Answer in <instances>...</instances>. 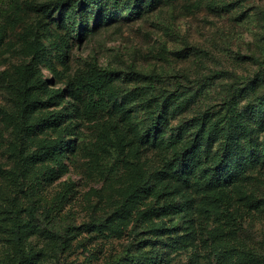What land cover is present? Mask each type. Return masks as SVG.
<instances>
[{
  "label": "rangeland",
  "instance_id": "rangeland-1",
  "mask_svg": "<svg viewBox=\"0 0 264 264\" xmlns=\"http://www.w3.org/2000/svg\"><path fill=\"white\" fill-rule=\"evenodd\" d=\"M0 264H264V0H0Z\"/></svg>",
  "mask_w": 264,
  "mask_h": 264
},
{
  "label": "trees",
  "instance_id": "trees-1",
  "mask_svg": "<svg viewBox=\"0 0 264 264\" xmlns=\"http://www.w3.org/2000/svg\"><path fill=\"white\" fill-rule=\"evenodd\" d=\"M9 1V0H8ZM108 73V71H106L105 73L103 72H97L98 75L94 76L95 79L97 78H102L104 77V75H106ZM94 83L89 85V90L91 91V93L93 92V90H95L94 88ZM98 90V89H97ZM98 91H94V97L98 96L99 93H96ZM92 99V104L94 106L99 105L98 102L95 101V99ZM33 103H31L30 105H32ZM29 105V106H30ZM232 115H230V121L232 122V124L235 122V118L236 116H234V113H231ZM263 118V117H261ZM169 118H167V115H165L162 111H161V115L160 117L156 118L155 121L151 122L147 128H146V133L147 134H154L156 135L158 131L159 132V136L158 137H163V128L164 124H168ZM168 127V126H167ZM229 125H226L223 127L224 130L229 131L230 130ZM178 130V135L177 137H175V133L173 135H171V139L168 140L169 144L174 145L177 142H179L182 139V134L183 131H188L189 130V124L188 125H182L181 127H179ZM215 131L218 133L217 128H213L210 131H208L206 134H204L203 130H200L199 132L196 133V138L194 139V141H188V139H186L184 141V143L186 144V148L183 150L185 152H188L191 154V157L194 158V161L192 164H196L202 161V159L206 158L207 160L212 158L213 156H211V149L212 146L214 144V142L218 141V134L215 133ZM240 135V133H238V136ZM235 137V136H232ZM240 137V136H239ZM236 138V137H235ZM233 138L230 140L229 144H227L225 147H223L224 150V154L222 156H218V163L219 165H226L228 168L227 170L222 174V177L226 178L230 184H235L236 181L240 180L242 174H246L243 170V162H237V163H232V159H230V157L232 156L234 160H237L238 158L240 159L241 155H245V154H250L249 151H245V145L243 144L242 138L241 141L240 139H238V142L236 141V139ZM161 139V138H160ZM159 139V140H160ZM164 142V141H161ZM205 143L208 145L207 146V150L203 151ZM58 147L57 143L54 141H48L45 143L44 145V150L48 153L52 152V150ZM247 158H249V155H246ZM235 162V161H234ZM243 172V173H242ZM208 185H212V183L214 182V180L216 181L215 184L217 183V174L214 172L211 176H205ZM234 250L232 249L230 246H224L222 248V250H220V254L219 257L224 260L223 262H225V260H229L230 258H232L233 260L235 259V255H234ZM245 257L243 256H238V261H242ZM239 263V262H238Z\"/></svg>",
  "mask_w": 264,
  "mask_h": 264
}]
</instances>
